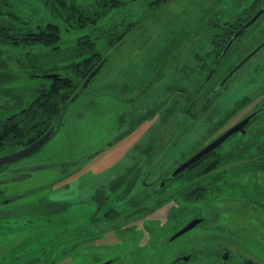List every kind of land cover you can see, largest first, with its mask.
Returning <instances> with one entry per match:
<instances>
[{
	"label": "rangeland",
	"instance_id": "rangeland-1",
	"mask_svg": "<svg viewBox=\"0 0 264 264\" xmlns=\"http://www.w3.org/2000/svg\"><path fill=\"white\" fill-rule=\"evenodd\" d=\"M253 1L171 0L166 6L156 8L163 1L115 0L121 3L118 8L109 10L94 25L84 27L80 22L66 23L60 16L55 17L47 0H7L19 20L26 23L21 29L52 22L58 24L62 32L61 41L56 46L34 44L1 47L10 56L5 72L11 79L5 83L4 89L11 88L16 93L28 95L25 101L30 102L37 95L38 88L52 87L50 79L45 78L47 74L68 75L77 83L80 77L72 67L85 57L76 56L85 40L96 41L94 51L104 56L108 62L91 81L84 95L74 103L69 102L62 110L56 134L38 152L11 164L7 168L8 173L0 174V201L1 198L16 199L17 202L11 203L10 207L19 208L25 214L19 219L16 216L17 219L7 228L0 221V257L3 254H10L11 257L19 255L24 250V256L27 254L29 258H33L41 255L43 249L41 258H36L33 262L101 264L118 253L124 256L133 250L136 253L131 254V260L136 264L143 261L147 264H169L174 258L173 253L166 252L159 244L147 246L151 238L146 235L143 223L160 225L157 229H163L168 210L174 207V217L166 224L181 226L197 212L212 217L211 221L205 222L203 230L198 227L196 229L201 231L193 232L187 237L188 246L201 252L194 264H214L206 262V254L215 247L219 251L222 247L231 249L235 253L237 264H241V260L243 264L245 258L259 260L264 264V168L252 166L240 169L236 162H223L212 173L203 176L213 178L206 180L211 192L201 202L198 199L190 202L181 199L178 193H181L178 190L182 187L180 181L163 190L156 189L160 180L168 177L176 164L194 153L198 148V140L208 136L206 129L209 125L203 124V135H192V132L182 130L184 124L179 108L183 104H178L177 94L173 93L179 86H172L173 91H170L168 85L161 86L158 90L160 96L153 98L154 104L153 99L149 102L145 95V105L139 103L140 109L135 108L136 105L131 100L133 88L139 81L149 79L152 74L161 77L164 72H168L166 82L186 81L188 90H195L197 78L201 76L204 79L209 69L197 77L188 69L183 71L176 63L180 59L174 60V57L189 50L185 64L193 63L196 55L192 52L204 48V54L209 47V39L216 32L224 30L226 23L234 22L245 8L250 10ZM68 2L88 15L99 10L97 0ZM1 20L6 21V18L0 17V23ZM132 23H136L134 29L130 28ZM112 32L115 36L109 38ZM125 32L126 35L122 36ZM120 37L124 38L118 44ZM242 38L245 43L242 47L246 49L242 52L253 46L257 47L256 43L264 38V13ZM195 66L197 65L193 64L194 68ZM234 79L255 81L251 87L243 88L242 92L252 90V95L256 97L260 90L258 87L264 82V49ZM147 84H144L143 90L148 89ZM154 87L157 89L159 85ZM164 87L166 93L162 91ZM95 91L101 95L90 96ZM240 92L241 88L237 86L236 93ZM258 96L257 100L239 114L249 111L255 105L264 104V93ZM170 106L174 109L170 115H165L166 119L163 115ZM149 110H152V117L144 120ZM123 111L127 119L120 123L117 117ZM133 112L139 117L136 125L130 119ZM7 114L0 111V120ZM257 122L254 129L264 127V115ZM196 127L200 128L199 125ZM108 142L112 146H105L101 151ZM230 149L231 143L220 152L222 161L228 162L231 158L225 156ZM98 150L100 151L97 152ZM188 150L190 151L187 152ZM95 152L97 153L90 157ZM237 156L240 157L236 158H241L244 154ZM136 162L145 166L138 168ZM38 166L50 168L34 171ZM138 171L140 181L126 199L136 196L139 200H146L142 207H147V211L155 208L161 201H170V204L162 206L154 214H141L135 220L131 213L125 211L128 208L127 201L119 199L123 197V192L131 189V179H126L122 191L112 193L108 189L112 188L110 181L113 178L121 176L124 181L125 177L138 175ZM144 180L148 183L154 181V184L145 186ZM100 190L107 191L108 197L111 196L109 205L123 211L122 217L117 221L108 218L107 224L129 223L126 226H134L142 234L139 237L140 244L136 242L134 246H127L124 243L126 241L117 236L121 233L115 231H109L104 238L89 240L96 232L86 231L84 224L92 223L91 219L94 217H101V211L94 212L95 204H90L93 196ZM158 190L162 195L154 193ZM171 193L179 195V198H174V195L173 199H169L173 195ZM20 194L22 199L18 201ZM53 201H59V205L52 204ZM243 203H246V208ZM163 233L165 242L172 232ZM155 250L157 252L153 254Z\"/></svg>",
	"mask_w": 264,
	"mask_h": 264
},
{
	"label": "flooded vegetation",
	"instance_id": "flooded-vegetation-1",
	"mask_svg": "<svg viewBox=\"0 0 264 264\" xmlns=\"http://www.w3.org/2000/svg\"><path fill=\"white\" fill-rule=\"evenodd\" d=\"M170 2L171 0H168L164 4H158L156 8L166 6ZM152 9L156 10L153 7ZM261 9H264V0H254L251 5L250 10L245 8L242 14L240 15L238 14L236 16L234 22L226 23L224 26L225 28L224 30L216 32L209 39L208 41L209 47L206 49L207 51L204 52V54H203V50H205L204 48L195 49L194 52H192V53H195L196 55V58L193 63L185 64V61L187 57L189 56L188 54H190L188 53L189 50H186V52H183L182 54L180 52L179 56L174 57V60L180 59L176 61V63H178V66L180 68H183V71L184 69L185 70L188 69L193 74L195 73L194 75L197 77L198 75L204 74V71L209 69L204 79H202L201 76L197 78L195 90H192V91L188 90V85H187L188 82L186 81L183 82L182 80H179V81H174V83L166 82L165 76H167L168 72L162 73L161 77L154 76V74H152V76H150L149 79H146L144 81H139L138 84L133 88L134 93L131 94L133 95L131 100L133 101V104L136 105L135 108L140 109L139 103L140 104L143 103L141 105H145V101L143 99L145 95L148 101L150 102L153 98L160 96L158 93V90L161 88V86L163 85L170 86L169 87L170 91H173L171 89L172 86H176V87L179 86V89H177L176 91H173V93L177 94V97H178L177 101L179 102L178 104H180V102H181V105L183 104L179 108L180 110L179 115L181 116L183 124H184V127L182 128V130L183 131L187 130L188 132H192V135H195L198 133H202L201 135H203L204 133L202 132L203 124L209 125V127H207L206 129L208 136L206 135V138L203 137L202 139L198 140L197 142L198 148L194 151L192 155H190L189 157L187 155L180 163L176 164L175 169L181 166L183 163L187 162L195 154L203 150L206 146H208L213 141L221 137L223 134L231 130L233 127L237 126L242 121H244L246 118L254 114V116L244 126L243 129L233 134L226 142H224L221 146H219L215 151L205 156L202 160H200L196 164L184 170L178 176L171 177L172 173L175 171L174 169L173 171H171L168 177L162 178L160 180V183L156 189L160 190V188L161 189L167 188V187L172 186L174 182L180 181L181 182L180 184H182V187L178 188V190H181V193L180 191L178 192L179 195H181L180 198L187 202H190L193 199H196V200L198 199V201L201 202L205 196L209 195L208 192H211L210 191L211 189L210 187H208L207 185L208 183L206 180L213 178V177L204 178L203 176L208 173H212L213 169L216 167H219V165L222 164L223 162L226 164L236 162L237 164H239L238 166L240 167V169L249 168V167L251 168L252 166L264 168V127H257L256 129H254V125L258 123L257 120L260 119L264 115V104L255 105V107L250 109L249 111L241 115L239 114L241 111L246 109L250 104H252V102L257 100L259 98L258 95H261L262 93H264V82L262 86L260 85L258 87L260 90L258 92V95L254 97L252 95L253 94L252 90L242 92V89L251 87L253 83H256L255 81L245 80V79H234L237 73L241 71V69L245 68V66L251 61V59L264 49V46H263L251 58H249L238 69H236L237 65L241 61H243V59L247 55H249L252 51H254L256 48H258L260 45L264 43V38H263L261 41L256 43L257 47L254 48L253 46L251 49L245 52H242L246 50L244 47H242L243 45H245V43H243L242 37L245 35V33H247L248 28L264 13V11L250 25L248 26L246 25L252 21V19ZM213 23H214L213 24L214 26L215 22ZM104 59L105 58H103L102 61ZM193 64L197 66H195L194 68ZM260 64H263V63H260ZM146 83H148L146 85L148 89L143 90L144 84ZM155 85H159V87L156 89L154 87ZM127 86H129V84H127ZM237 86L241 88L240 93H236ZM165 89L166 88L164 87L162 91L165 92ZM262 89H263V92H261ZM99 92H107V91L99 90ZM99 92L98 91L92 92L90 96L99 97L101 95ZM107 93H110V92H107ZM78 99L79 98H77V100ZM126 100H129V99H126ZM177 101L175 103H177ZM152 102L154 104L155 99H153ZM173 109L174 108L172 106L166 109L163 117L166 118L167 116L165 115H167L168 113L170 115ZM149 111L150 112L147 118L144 120H147L148 118L152 117L151 116L152 110H149ZM124 114L125 113L123 111L122 113H120V116L117 117V120H119L120 123L121 122L123 123L125 119H127L124 116ZM130 119L133 125H136V123H139L138 121L139 117L135 115L134 112L132 114V118ZM187 120L195 124H191ZM196 125H199L200 128H197ZM230 143H231V149L229 153L226 154L225 156L231 157V158L227 160L228 162L222 161L220 159V156H221L220 152L223 151L226 145H229ZM105 146L110 147L112 146V143L108 142L103 147L105 148ZM189 151L190 150H188L187 152ZM243 154H244V157L236 158V157H240L237 155H243ZM1 156L3 155H0V157ZM136 163L138 164L136 166L139 168V167L145 166V164L147 165L148 161L145 164L143 163L139 164L138 162ZM9 166L4 167V169L0 172V174L3 172L8 173L9 170L7 168ZM208 168L210 169L207 170ZM118 177L119 176H117L116 178H113V180L110 181L111 183L109 182L110 186H112L111 189L110 188L108 189L109 192L113 193L115 191H122L123 189L122 187L123 179L122 178L123 177L121 176L119 178ZM128 177L129 178L125 177V180L127 179L129 181L131 179V185L129 187L131 189L129 190L130 192H128V194H131L133 190L136 188L138 182L140 181V173L138 175H133L132 177L131 176H128ZM143 184L145 186H152L154 184V181L148 183V181L144 180ZM159 190L158 192H154V193L156 195L157 194L162 195L159 192ZM260 192L262 193L261 189H260ZM174 195H176V197L174 198H179V195L177 194H173L168 198L173 199ZM21 196L22 195L20 194L18 201L22 199ZM110 197L111 196L108 197L107 191L103 192L100 190L97 192V194H95V197L93 196L92 198L93 202H91L90 204H95L94 212L101 211V214H100L101 217L100 218L94 217L93 219H91L92 223L84 224V228L86 231L91 232L92 230H94L96 232L89 240H93L97 238H104L109 231H115V232L121 233V234H118L117 236L122 237V239L126 241L124 243L127 246L129 245L134 246L136 242L140 244L139 237H142V234L136 231L134 226L133 227L126 226L129 223L124 224V225L123 224H113V225L107 224V220H109L108 218H110L111 221L112 220L117 221L120 217L123 216V211L109 205ZM121 198H119L120 201H122ZM15 200L16 199L14 198H5V199L1 198L0 221L2 223H5L4 228L10 227L12 222L17 219L15 218L16 216H18V219H19V218H22L23 215H25L19 210V208L10 207L11 203L17 202ZM51 203L52 204L55 203L59 205V201H53ZM168 204H170V201L167 203L165 201L162 205L160 206L157 205L158 207L156 208L149 209L148 211L143 210L140 213H138L139 211L137 207H131L130 204L128 205L126 204L128 208L125 209V211L127 213H131L132 216H134L135 220H138L139 219L138 215L140 214L144 215L146 213H148V215L154 214L156 210H158L162 206L166 207V205ZM245 204L246 203H243L244 207L246 206ZM173 208L174 207H171L168 210V215H167L168 217H167L166 222L164 223L165 225H163V229H160V230L157 229L160 225H155L153 223H143L144 230L147 232L146 235H148L151 238L146 245L147 246L149 245L157 246L159 244V246L162 249H165L166 252L170 251L171 254L173 253L174 258L170 260L169 264H194L197 258L200 256L201 252L197 249H193L191 246L190 247L188 246L187 237L193 232H198V231L203 230V227H205L204 226L205 222L211 221L212 217H209L202 212H199V213L197 212L195 213L194 217H192L189 221H187V223L181 226H174V225L166 224L167 221H171L172 217H174L173 213L176 210ZM196 219H202V221L196 224L192 229L188 230L187 232L177 235L179 232L185 229L189 225L190 222ZM99 221L101 222L98 223ZM198 227H202L201 230L196 229ZM163 232H172L170 235H168L165 242H164L165 235L164 236L162 235ZM124 237H127V239H124ZM136 237H138L137 240H136ZM205 243H208V242H205ZM210 243H215V242H210ZM156 252L157 250L153 251V254H155ZM40 253L41 255H37V257H33V258H29L27 254L24 256V250L23 252H19V255L14 254L12 257L10 256V254L9 255L3 254L0 257V264H37V262H33V261L36 258H41V256L44 253V250L42 249ZM135 253L136 252L133 250L128 251V255H124V256L118 253L115 256L110 257L109 259L105 260L101 264H124V263L125 264H136L134 260H131V254L133 255ZM206 257L208 260L206 261L207 263L214 262V264H237L235 260V253L231 251V249H229L228 247H222L220 251L218 247H215V249L212 250L211 252H207ZM122 259H124L123 262H122ZM141 264H147V262L143 261ZM241 264H242V260H241ZM243 264H262V262H260L259 260L256 261L252 258H249V259L245 258L243 261Z\"/></svg>",
	"mask_w": 264,
	"mask_h": 264
},
{
	"label": "trees",
	"instance_id": "trees-1",
	"mask_svg": "<svg viewBox=\"0 0 264 264\" xmlns=\"http://www.w3.org/2000/svg\"><path fill=\"white\" fill-rule=\"evenodd\" d=\"M97 1L99 10L93 15H88L75 4L69 3L68 0H47V4L49 3V9L55 14V17L60 16L66 23L80 22L82 26L87 27L98 22V19L109 10L116 9L121 5L115 0ZM160 1H163L162 4H164L168 0ZM0 17L6 18V21L1 20L2 23H0V111L9 114L0 120V155H6L30 146L45 135L55 123L59 124L61 112L66 105H69L72 95L83 90V83L105 57L94 51L97 44L96 41L85 40L81 43L78 48L80 51L76 55H84L85 57L72 67L75 68L77 76L80 77L79 81L75 83L73 78L68 75H63L60 79H50L49 82H51L52 87L47 88L44 86L38 88L36 91L37 95L33 96L32 101L27 102L25 99L28 95L16 93L15 89L3 88L5 83L11 79L10 75L5 72L8 69V58L10 56L8 57L7 55L9 54L1 47L34 44H43L48 47L56 46L61 41L62 30L58 24L52 22L43 26H28L30 28L21 29V26L24 27L26 23L19 20V16L12 10V6L7 0H0ZM135 24L132 23L130 28L134 29ZM126 33L122 36H125ZM112 35L115 36V33L112 32L109 38ZM123 38L120 37L118 39V44L123 41ZM125 183L126 180L123 181V185ZM160 190L163 189L160 188ZM128 192L130 191L123 192L122 201L126 200L131 207H137L138 213L147 210V207H142L146 200H139L136 196L127 200L126 197L128 198L130 195ZM163 203L161 201L157 205L160 206Z\"/></svg>",
	"mask_w": 264,
	"mask_h": 264
},
{
	"label": "water",
	"instance_id": "water-1",
	"mask_svg": "<svg viewBox=\"0 0 264 264\" xmlns=\"http://www.w3.org/2000/svg\"><path fill=\"white\" fill-rule=\"evenodd\" d=\"M263 11H264V9H261L255 15V17L252 19V21L249 22L246 26L250 25L254 20H256V18H258L263 13ZM263 46H264V43L262 45H260L258 48H256L254 51H252L249 55H247L243 59V61H241L237 65L236 69H238L249 58H251ZM107 61H108L107 59H104L103 61H101V63L90 73V75L87 77V79L85 80V82H84V84L82 86L83 90L88 88V86L91 83V81L99 74V72L102 70V68L107 63ZM62 77H63V75H60V74H47V75H45L46 79H60ZM80 95H81V93L76 94L71 99L70 102H72V103L75 102ZM253 116H254V114L249 116L248 118H246L240 124H238L237 126L233 127L231 130H229L228 132L223 134L221 137H219L218 139L213 141L211 144L206 146L203 150H201L200 152L195 154L187 162L183 163L181 166L176 168L175 171L172 173L171 177L178 176L184 170H186L187 168H189L192 165L196 164L197 162L202 160L205 156H207L208 154H210L213 151H215L219 146H221L224 142H226L233 134H235L239 130L243 129L244 126L251 120V118ZM58 126H59V124L55 123L45 133V135H43L41 138H39L37 141H35L30 146H28L26 148H23V149H20L18 151H15L13 153L1 156L0 157V172L4 169V167H7V166H9V165H11V164H13L15 162H18V161H20V160H22V159H24V158L36 153V152H38L56 134ZM103 149H104V147L102 149H100V150L102 151ZM100 150H98L97 152H99ZM97 152H95L94 154L90 155V157H93ZM90 157H88V158H90ZM49 168H50V166H38V167L34 168V171L46 170V169H49ZM201 221H202V219H196V220L190 222L189 225L185 229H183L181 232H179L177 235H180V234H183V233L187 232L188 230L192 229L196 224L200 223Z\"/></svg>",
	"mask_w": 264,
	"mask_h": 264
}]
</instances>
